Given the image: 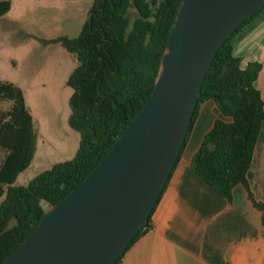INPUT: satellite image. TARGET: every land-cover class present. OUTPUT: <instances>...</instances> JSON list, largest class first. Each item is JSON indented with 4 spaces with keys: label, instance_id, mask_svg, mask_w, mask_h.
I'll return each mask as SVG.
<instances>
[{
    "label": "trees",
    "instance_id": "trees-1",
    "mask_svg": "<svg viewBox=\"0 0 264 264\" xmlns=\"http://www.w3.org/2000/svg\"><path fill=\"white\" fill-rule=\"evenodd\" d=\"M182 1L94 0L79 36L55 40L78 58L68 84L73 88L72 124L80 131L81 142L73 159L56 163L27 185L15 182L35 157L37 129L23 89L0 79V99L10 103L9 109L0 113V148L5 152L0 163V199L4 197L0 264L37 228L52 206L87 178L145 106L154 91ZM11 7V0H0V18ZM132 9L137 14L134 20ZM263 12L264 8L248 18L218 51L204 79L188 135L200 104L214 100L216 112L230 120H215L192 159V167L229 201L235 186L244 184L264 212V203L255 200L248 181L264 121V99L256 86L262 63L251 61L243 68L233 51ZM151 216L127 250L149 231Z\"/></svg>",
    "mask_w": 264,
    "mask_h": 264
},
{
    "label": "water",
    "instance_id": "water-1",
    "mask_svg": "<svg viewBox=\"0 0 264 264\" xmlns=\"http://www.w3.org/2000/svg\"><path fill=\"white\" fill-rule=\"evenodd\" d=\"M262 8L264 0H183L145 106L1 264H117L167 185L218 51Z\"/></svg>",
    "mask_w": 264,
    "mask_h": 264
},
{
    "label": "crops",
    "instance_id": "crops-1",
    "mask_svg": "<svg viewBox=\"0 0 264 264\" xmlns=\"http://www.w3.org/2000/svg\"><path fill=\"white\" fill-rule=\"evenodd\" d=\"M233 51L243 68L251 61L262 63L256 86L264 99V12L238 39ZM4 70L0 79L23 89L35 123L29 93H43V70L35 67L27 74ZM217 118L230 120L216 112L214 100H204L152 213L151 228L118 264H264V212L255 205L247 187L235 186L229 201L192 167L194 155ZM248 181L255 200L264 203V121Z\"/></svg>",
    "mask_w": 264,
    "mask_h": 264
},
{
    "label": "rangeland",
    "instance_id": "rangeland-1",
    "mask_svg": "<svg viewBox=\"0 0 264 264\" xmlns=\"http://www.w3.org/2000/svg\"><path fill=\"white\" fill-rule=\"evenodd\" d=\"M10 11L0 18V74L4 69L27 74L43 70V93H29L37 127V149L27 170L15 185H27L56 163L77 154L81 133L72 124L73 88L68 80L78 65L76 54L55 40L79 36L91 15L94 0H11ZM132 19L136 11L130 12ZM10 103L0 99V113ZM205 113V111L203 112ZM206 115V114H205ZM5 152L0 148V163ZM4 197L0 199L1 203Z\"/></svg>",
    "mask_w": 264,
    "mask_h": 264
},
{
    "label": "flooded vegetation",
    "instance_id": "flooded-vegetation-1",
    "mask_svg": "<svg viewBox=\"0 0 264 264\" xmlns=\"http://www.w3.org/2000/svg\"><path fill=\"white\" fill-rule=\"evenodd\" d=\"M91 16V15H90ZM78 59V58H77Z\"/></svg>",
    "mask_w": 264,
    "mask_h": 264
}]
</instances>
